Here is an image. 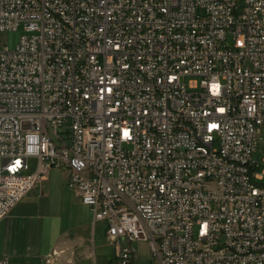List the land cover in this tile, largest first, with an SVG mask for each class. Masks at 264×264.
Masks as SVG:
<instances>
[{"label":"built area","instance_id":"2783aa9c","mask_svg":"<svg viewBox=\"0 0 264 264\" xmlns=\"http://www.w3.org/2000/svg\"><path fill=\"white\" fill-rule=\"evenodd\" d=\"M14 32L0 221L64 168L114 264H264V0H0Z\"/></svg>","mask_w":264,"mask_h":264},{"label":"crops","instance_id":"0c3cea01","mask_svg":"<svg viewBox=\"0 0 264 264\" xmlns=\"http://www.w3.org/2000/svg\"><path fill=\"white\" fill-rule=\"evenodd\" d=\"M68 176L67 169L51 168L0 221V255L10 264L115 263L106 224L93 220ZM133 246V264H152L146 242Z\"/></svg>","mask_w":264,"mask_h":264},{"label":"rangeland","instance_id":"374dc122","mask_svg":"<svg viewBox=\"0 0 264 264\" xmlns=\"http://www.w3.org/2000/svg\"><path fill=\"white\" fill-rule=\"evenodd\" d=\"M19 37V32H14V33H2L0 34V39L4 42L7 43V45L10 48H13ZM186 82H189V79H186ZM253 159L257 163L258 168L257 171H262L264 169V135L262 136L257 151L253 154ZM29 165H30V170L27 172V174H31L36 167V160L35 159H29ZM12 264H19L17 261H13ZM34 264H37L36 262Z\"/></svg>","mask_w":264,"mask_h":264}]
</instances>
